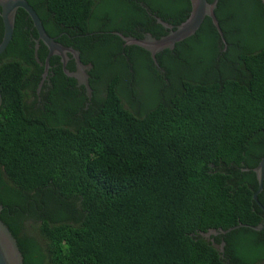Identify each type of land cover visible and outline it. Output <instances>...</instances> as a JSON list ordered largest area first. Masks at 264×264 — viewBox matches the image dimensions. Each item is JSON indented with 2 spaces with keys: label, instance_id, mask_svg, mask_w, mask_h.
Listing matches in <instances>:
<instances>
[{
  "label": "trees",
  "instance_id": "1",
  "mask_svg": "<svg viewBox=\"0 0 264 264\" xmlns=\"http://www.w3.org/2000/svg\"><path fill=\"white\" fill-rule=\"evenodd\" d=\"M135 1L27 0L98 85L89 81L91 98L69 95L75 79L51 58L56 76L40 102L48 51L40 41L35 50L32 21L17 10L0 55V220L23 264H264V212L252 198L264 156V35L244 10L256 4L253 22L264 24V4L219 0L225 51L205 17L156 66L114 32L160 38L168 32L156 18L181 24L190 0H138L155 18Z\"/></svg>",
  "mask_w": 264,
  "mask_h": 264
},
{
  "label": "water",
  "instance_id": "2",
  "mask_svg": "<svg viewBox=\"0 0 264 264\" xmlns=\"http://www.w3.org/2000/svg\"><path fill=\"white\" fill-rule=\"evenodd\" d=\"M219 0H212L208 2L207 0H190L191 11L188 18L177 26L169 25L163 22L161 19L156 18L157 23L161 24L168 33L160 38H154L150 34H147L146 37L142 39H137L133 37H126L121 33H116L123 41L124 45H135L143 48L148 51L154 64L158 66L156 60V54L163 50H172L174 46L182 42L183 40L193 36L197 30L200 28L205 17L211 19L212 24L214 25L221 42L224 44V48L222 51L226 49V40L224 38L223 32L219 26L218 20L215 16V8L217 7ZM264 4V0H261ZM18 9H23L29 18L32 21L33 27L35 28L38 39L36 41L35 50L37 51L39 41L42 42L48 49V55L45 59L44 63V72L42 74V80L46 77L48 68H49V59L52 56H58L61 60L62 67L66 76L75 79L80 85L86 88V96L91 98V88L89 86V76L88 71L91 69L90 64H83L80 61L79 52L72 47H66L58 43L55 38L50 37L44 27L43 24L35 12V10L29 5L27 0H0V17L3 24V35L0 41V55L6 50L9 43L12 40L14 25H15V17ZM36 56V53H35ZM74 59L77 67V72L69 73L65 68L67 60L69 58ZM42 82H40L38 88L40 87ZM0 104H1V95H0ZM256 174L258 187L257 190L253 193V201L261 208L264 212V207L258 201V195L263 189L264 182V156L261 158L258 165L253 169ZM2 210V206L0 205V212ZM244 225L239 224L235 227L229 228L227 230H219L216 232L214 230H210L207 233H202L201 235L205 237H210L211 235L217 234H226L238 227H242ZM264 226V225H263ZM254 230H260L262 226H248ZM224 242H221L220 250L223 252ZM0 264H23L22 254L19 250L18 244L9 231V229L4 225L0 220Z\"/></svg>",
  "mask_w": 264,
  "mask_h": 264
},
{
  "label": "flooded vegetation",
  "instance_id": "3",
  "mask_svg": "<svg viewBox=\"0 0 264 264\" xmlns=\"http://www.w3.org/2000/svg\"><path fill=\"white\" fill-rule=\"evenodd\" d=\"M135 2L136 3H140V6H142L143 9L148 14H150V17H152V18H155L156 17L154 14H151L150 11L148 10V8H146L143 4H141V2H139L138 0H136ZM216 8H215V10H216ZM167 32H168V30H167ZM127 33H129V37H133V38H135V37L131 33H133V34H143L142 35L143 38L147 36V33L143 32L140 29V27H136V26L135 27H130V29L127 31ZM37 38H38V35H37ZM124 46L125 45H123V47ZM47 51H48V49H47ZM47 55H48V53H47ZM51 58H53L54 61L57 60V61L60 62L59 63L60 64V67H61V69H62V71L64 73V70H63L62 63H61L60 58L57 57V56H52V57H50V59ZM56 66H57V64H53L51 66L49 64V68H48L46 77L44 78L43 81H41L42 80V78H41L40 82H42V83H41V85H40L39 88H38V86H39L40 82H39V84L37 86L36 94L38 96V101L39 102H40V100H42V96H41L42 93H43L44 101H46V99H47L46 97L48 96V93H49L50 89L52 88L51 80L54 78V76H56L55 73H54V68ZM65 68L67 69V71L69 73H74V72H77L78 71L77 70V67H76V63H75L74 59H72L71 57L67 60V63H66ZM87 74L89 76V81H92L93 85H96V83L94 82V77L91 76L90 73H87ZM97 86L98 85H96L95 87H97ZM67 88H68V94L71 95V96H73V97L80 98V95L82 94V92L86 95V88L83 87L82 85H80L76 80H74L73 82H71V81L68 82L67 81ZM63 94H65V93H63ZM68 94L66 93V95H68ZM91 94H92V89H91ZM76 98H72V101L73 102H76ZM86 107H87V105H85V108ZM73 119H77L76 116L73 117Z\"/></svg>",
  "mask_w": 264,
  "mask_h": 264
},
{
  "label": "rangeland",
  "instance_id": "4",
  "mask_svg": "<svg viewBox=\"0 0 264 264\" xmlns=\"http://www.w3.org/2000/svg\"><path fill=\"white\" fill-rule=\"evenodd\" d=\"M244 10H246L247 14H248V22L253 23L255 25H257L256 27H254L260 34L264 35V24L261 22H253V18L255 17L256 13L259 10V7H257L256 4H244ZM257 32V36L259 35V33ZM179 71L182 72H187L189 71V68H183L182 66L179 67ZM206 239H209V237H205Z\"/></svg>",
  "mask_w": 264,
  "mask_h": 264
}]
</instances>
